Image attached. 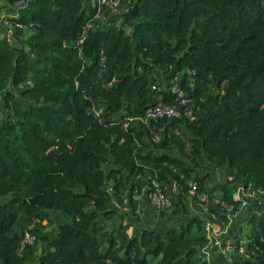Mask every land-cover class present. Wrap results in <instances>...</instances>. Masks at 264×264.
<instances>
[{
  "label": "trees",
  "instance_id": "obj_1",
  "mask_svg": "<svg viewBox=\"0 0 264 264\" xmlns=\"http://www.w3.org/2000/svg\"><path fill=\"white\" fill-rule=\"evenodd\" d=\"M118 1L119 22L87 27L89 0H0L14 10V34H0V264H208L202 218L137 226L112 218L114 197L156 172L169 186L193 177L212 198L198 159L264 190V0ZM178 92L194 120L128 121ZM50 211L65 219L49 248L19 253L27 224L38 220L41 239ZM249 227L231 264H264V210Z\"/></svg>",
  "mask_w": 264,
  "mask_h": 264
},
{
  "label": "rangeland",
  "instance_id": "obj_2",
  "mask_svg": "<svg viewBox=\"0 0 264 264\" xmlns=\"http://www.w3.org/2000/svg\"><path fill=\"white\" fill-rule=\"evenodd\" d=\"M124 6L122 5L121 1H118L116 5H113V7L109 6V13L107 14V8L101 7L98 11V17L96 20H101L103 18H112L115 21L119 22V13L121 9ZM8 4L5 2L0 3V18L9 14ZM11 10V9H10ZM12 27V25H11ZM9 26H3L0 27V34L5 31L4 29H10ZM7 34V33H6ZM10 36L13 35V30L9 32ZM0 94V118L4 117L6 108L4 107V104L1 99ZM182 126V125H181ZM182 130L184 131L183 127ZM186 134V131H184ZM172 154L179 156V153L177 152V149H174L171 151ZM189 163L195 168V172L199 175H204L205 173H209V177L206 179V185L209 188H212L215 186V190L213 189V195L212 196H218L220 194V188L221 185H228V189L230 192L234 191V189H238V185L229 183L230 176L228 175V167L222 166V167H211L206 170V168L202 165L201 160H189ZM156 173V172H155ZM192 174V176L194 175ZM157 175V174H156ZM158 177V182L162 185L163 189L167 190L170 186L167 185L166 182L161 180ZM143 180L139 181L137 177L135 178V182L138 183L140 186L143 185ZM134 182V181H133ZM133 182L131 183V188H133ZM132 190V189H131ZM131 190L129 189V185H127L125 188L121 189L120 193L117 194L114 197V200L112 202V206L116 210V214L112 217L113 219L119 218L123 219V221H132L137 226H147L152 227L153 225H159L156 224L153 221V224H149L150 218L152 213H149V210L146 208V201H141L138 203L130 202L129 197ZM257 196H254L253 198H248L250 204H253L254 199H259L260 202H262V205L260 207H255L254 209H250L249 207H244L241 209L236 210V212L230 216L227 217L226 215H221L217 211L216 208L212 205V200L209 202L208 210L203 207V205L198 202L197 198L190 195V194H184L182 196L183 204L184 206L180 207V211L178 215L175 216L173 212L170 213H159V217L163 218V220H167L169 223H176L179 220L186 219L188 216H197L199 218H202V220L210 221L213 224L214 232H215V238L214 240L209 241L208 239H205L203 242V246L199 249L201 254L203 255V258L208 262V264H231L233 258V254L237 253L235 249L233 248L234 245L237 242H241L243 239H245L247 233L249 232V219L254 215L257 216L258 213L261 210H264V192H256ZM1 201L6 200L5 197H0ZM183 210H185L186 214L183 213ZM139 212V213H137ZM215 215L216 217L219 216L223 220V224H218L213 222V218L211 215ZM133 215V216H132ZM51 221H43L41 226V239H35L34 243L30 245L32 249L33 257H37L39 253L49 248V239H53L56 237L57 233V227L59 224H61L64 221V216L60 215L59 213L55 211H50ZM167 222V223H168ZM21 223L24 224L23 221ZM166 223V224H167ZM20 224V223H19ZM20 225L15 226V230L20 231ZM217 235V236H216ZM46 238V240H44ZM239 254V253H238ZM202 256V255H201Z\"/></svg>",
  "mask_w": 264,
  "mask_h": 264
},
{
  "label": "built area",
  "instance_id": "obj_3",
  "mask_svg": "<svg viewBox=\"0 0 264 264\" xmlns=\"http://www.w3.org/2000/svg\"><path fill=\"white\" fill-rule=\"evenodd\" d=\"M103 3L105 5L113 7V5H116L118 3V0H107L105 2L104 0H89V5L97 10V13L92 21L87 24V27H90V25L97 19L99 9L101 7H104ZM2 18L3 17L0 18V27H5L6 21ZM4 30L5 31L3 32L7 33L6 35L9 37V32H11V30L8 28ZM152 87L154 89H159L155 85H152ZM172 89L175 90V87L173 86ZM178 96L179 98L174 103H168L158 100L155 104L148 106L143 114H141L139 117L130 118L128 121L134 123H143L147 127H150L151 120L157 121L160 119H164L166 121V124L170 123L171 121L177 120H194L196 116L191 101L183 98L181 92H178ZM160 97L161 96L159 95L158 99H160ZM174 127L176 128V126ZM162 130L163 128L158 129V131L160 132H162ZM152 136L153 141L156 142L159 140V135L157 133H153ZM142 178L144 179V183L141 186L135 182V179L133 180L134 182L132 181L133 188L130 193V199L133 203H138L143 200L146 201V205L151 208V225L153 224V221L159 225L166 224L168 221L163 220V218L159 217V213H170L172 210H174L177 199L182 198L184 194H190L196 197L198 202H200L207 210L209 207V202L212 200L211 203L214 208H216L220 213V216L224 214L227 217L232 216L238 209L249 207L252 210L257 206L260 207L262 205V202H260L259 199H254L253 204H250L248 198H253L254 196H257L255 195L256 192H264V190H250L244 188L242 185H238V189H234V191L230 192V199L225 200L223 198L224 195L222 192H220L218 196H214L212 198L208 191L198 192L197 182L193 177L185 178L184 185H179L176 181H174L167 190L163 189L162 185L158 182L156 173L145 172L142 174ZM211 216L214 220L213 222L223 224V220L219 216L216 217L214 214ZM37 222L38 220L36 218H32L27 224L19 241V253H22L27 246H30L34 243L36 236L33 231L36 227ZM167 224L173 223L168 222ZM213 224L214 223L208 220L203 222V232L209 241L214 240L215 238V230ZM236 251L239 254H244L245 245L243 244V242L240 243Z\"/></svg>",
  "mask_w": 264,
  "mask_h": 264
},
{
  "label": "crops",
  "instance_id": "obj_4",
  "mask_svg": "<svg viewBox=\"0 0 264 264\" xmlns=\"http://www.w3.org/2000/svg\"><path fill=\"white\" fill-rule=\"evenodd\" d=\"M2 3V2H1ZM11 9V10H10ZM7 10H9V14H13L14 13V10H13V7H11V6H9L8 5V9ZM146 208L149 210V213L151 212V208L148 206V205H146ZM137 213H139V212H137ZM133 216V215H132ZM150 221H151V219H150ZM150 223V222H149ZM151 224V223H150ZM152 227H154V226H152Z\"/></svg>",
  "mask_w": 264,
  "mask_h": 264
}]
</instances>
